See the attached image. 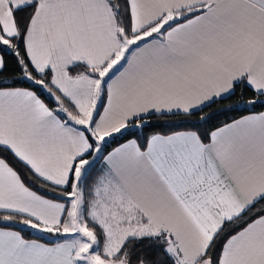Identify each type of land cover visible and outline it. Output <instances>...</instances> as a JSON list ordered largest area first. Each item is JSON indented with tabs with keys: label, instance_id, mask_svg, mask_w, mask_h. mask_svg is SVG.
Returning a JSON list of instances; mask_svg holds the SVG:
<instances>
[{
	"label": "snow or ice",
	"instance_id": "obj_1",
	"mask_svg": "<svg viewBox=\"0 0 264 264\" xmlns=\"http://www.w3.org/2000/svg\"><path fill=\"white\" fill-rule=\"evenodd\" d=\"M257 104L264 0H0V264H264Z\"/></svg>",
	"mask_w": 264,
	"mask_h": 264
},
{
	"label": "trees",
	"instance_id": "obj_2",
	"mask_svg": "<svg viewBox=\"0 0 264 264\" xmlns=\"http://www.w3.org/2000/svg\"><path fill=\"white\" fill-rule=\"evenodd\" d=\"M8 60V71L5 73L7 76H18L19 73L17 71H13L15 68V63L12 60L11 57H7ZM17 86H24L23 83L17 85ZM252 93L246 92L243 96L244 101L251 98ZM241 100V93L240 90H237L236 96H234L231 100H226L224 104H217L214 105L212 109H209L208 111H215L216 109H227L229 105L234 106L233 110H227L224 112H217L216 118L212 122V126H219L220 124L230 121L232 119L239 118L242 115H247L252 110L251 106L247 105L246 103H238ZM255 112L264 111V107H261L259 104L255 106ZM124 141L119 139V137L116 138L115 142L109 141L108 146L106 148V151H111L112 148L118 146L119 143H123ZM39 235V234H36Z\"/></svg>",
	"mask_w": 264,
	"mask_h": 264
}]
</instances>
